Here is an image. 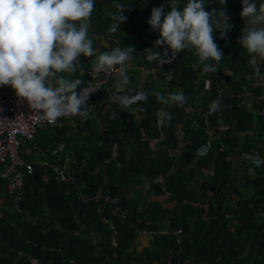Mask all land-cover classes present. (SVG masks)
<instances>
[{"label":"trees","instance_id":"obj_1","mask_svg":"<svg viewBox=\"0 0 264 264\" xmlns=\"http://www.w3.org/2000/svg\"><path fill=\"white\" fill-rule=\"evenodd\" d=\"M115 2L126 4L123 14L127 20L116 32H109L112 13L118 11ZM161 3L164 0H96L88 29L94 47L103 52L132 46L134 51L146 48L163 54L167 46L153 49L159 33L147 23L151 9ZM205 7L209 11L223 8L233 24L223 37L213 31L222 50L217 71L202 73L194 50L185 49L172 64L170 82L145 76L138 83L137 89L149 90V96L139 102V109H132L135 114L120 111L118 104L109 107L101 92L92 96L87 119L70 117L85 127L77 133L81 138L74 135L62 140L73 148L66 170L75 176V184L57 181L50 171L34 166L23 182V201L9 203L10 213L0 217V264H264V116L236 106L237 101L250 100L252 106L263 107L264 82L254 75L249 55L238 44L246 19L240 16L241 0H226L223 5L222 0H206ZM94 60L95 54L81 55L73 78L78 76L84 84V71ZM157 62L142 56L137 65L151 68ZM135 72L140 73L133 67L127 69L128 74ZM218 87L222 107L209 113ZM177 90L187 97L181 107L161 105L152 94ZM246 93L254 95L252 102ZM161 107L171 112L170 121L163 126L156 124L155 115ZM65 127L52 132L63 137L68 132ZM207 133L213 136L211 149L198 157L196 149L206 142ZM34 140L23 147H31ZM154 146L175 151V155L149 161ZM252 151L263 159L259 168L244 159L243 154ZM245 166L255 172L245 174ZM204 169L210 176L197 183L198 171ZM144 181L155 199L141 206V200H128L125 194ZM97 187L117 198L118 205L127 210L125 220L113 215L112 208L100 200L87 205L76 200L79 190L91 196ZM48 212L60 226L46 218ZM229 214L232 220L226 218ZM166 227L182 231L178 252L168 236L154 238L149 247L136 252L140 232ZM82 229L96 234L97 240L92 234L82 238Z\"/></svg>","mask_w":264,"mask_h":264},{"label":"clouds","instance_id":"obj_2","mask_svg":"<svg viewBox=\"0 0 264 264\" xmlns=\"http://www.w3.org/2000/svg\"><path fill=\"white\" fill-rule=\"evenodd\" d=\"M95 3L96 0H0V86L13 89L19 100L27 102L42 119L55 121L67 116L89 117L88 90L80 87L82 79L78 76L73 78L81 64V55L92 57L95 54L92 70L97 73L116 71L118 80L113 98L120 111L132 112L134 107L139 109V102L148 99L149 90L127 88L130 82L127 69L133 60L132 46L103 52L94 47L88 29ZM224 3L226 0H222V5ZM205 4L206 0H183L182 5L181 0H164V3L154 6L147 20L150 28L159 33L153 49L167 47L163 54L145 50L146 59L158 60L162 65L175 58L181 50L192 49L202 73H215L222 59V50L215 42L213 31L218 30L223 37L233 24L223 8L209 11ZM114 6L118 11L112 13L109 32H116L127 20L123 14L126 4L115 2ZM240 16L246 19L238 44L249 55L254 75L264 82V71H261L264 64V0H241ZM134 91L135 94H131ZM152 94L168 108L181 107L187 100L183 90ZM104 103L108 105L105 98ZM221 107L219 101L212 100L208 112H216ZM168 108L157 109V125L163 126L170 121ZM112 115L115 116L116 112ZM163 230L172 229L144 230L139 234H146L151 240L172 238L170 234L162 237L149 234Z\"/></svg>","mask_w":264,"mask_h":264},{"label":"built area","instance_id":"obj_3","mask_svg":"<svg viewBox=\"0 0 264 264\" xmlns=\"http://www.w3.org/2000/svg\"><path fill=\"white\" fill-rule=\"evenodd\" d=\"M177 56L178 54L175 58L169 59L162 65L158 61L151 68H146L142 65H136L134 68L146 76H160L165 83H168L172 80V64L177 59ZM93 64V62L89 63L84 71L87 81L80 85L81 88L88 90L86 95H90L87 103L89 104L92 96L101 92L108 106L112 107L117 104L113 98L115 87L108 86V83L118 78L117 73L114 69L97 73L92 70ZM221 97L222 89L218 87L217 101H220ZM236 106L254 115L264 116V106L256 108L248 100L237 101ZM87 107L89 108V105ZM229 108H232V106ZM69 117H59L55 121L42 119L29 107L27 102L20 101L15 92L11 91L8 86H0V179L4 181L5 195L13 204L23 201V182L27 175L33 173L35 165L50 171L57 181L75 184V176L69 173L66 167H59L47 161H29L19 153L20 148L30 143L40 131L61 127ZM212 141L213 137L209 135L206 142L196 149V155L204 157L210 151ZM31 150L38 151L36 147H32ZM243 156L251 167L259 168L263 165V159L257 151L245 153ZM76 200L83 205H87L92 200H100L103 204L112 208L111 212L113 215H116L121 220L127 218V210L118 205L117 198L105 193L101 187H97L91 196H86L79 190ZM226 218L231 219L232 214L227 215ZM149 234L152 237H162L170 234L177 246V252L183 241V234L180 228H174L170 231H151Z\"/></svg>","mask_w":264,"mask_h":264},{"label":"crops","instance_id":"obj_4","mask_svg":"<svg viewBox=\"0 0 264 264\" xmlns=\"http://www.w3.org/2000/svg\"><path fill=\"white\" fill-rule=\"evenodd\" d=\"M145 50H147L146 48L141 49V50H137V51H133V60H131L129 62V66L128 68H132L134 65H136L137 63H139V60L141 59L142 56H147V53H144ZM92 62H95L92 61ZM135 74V75H134ZM134 74L130 73L129 78H130V82L127 86V88H132V89H137L140 87V85H138V83L141 84V81L144 79L145 75L143 73H138L135 72ZM133 78V79H132ZM132 79V82H131ZM137 82V83H136ZM116 83L112 84L113 87H115ZM130 85V86H129ZM263 86V92H264V85ZM9 89L11 91L14 92L13 89H11L9 87ZM125 91H127L125 89ZM247 97L251 98V102L252 100H254V95L250 94V93H246ZM264 95V93H263ZM262 94L258 95V97H263ZM101 100V99H100ZM197 101L199 102V100L197 99ZM250 102V100H248ZM100 102V101H99ZM102 102V100H101ZM73 117V116H70ZM77 117V116H76ZM79 117V116H78ZM77 120L75 119H67L64 121V126L66 125L65 128L68 129V132L63 136L60 137L58 136V134H55L54 132H52L53 128H49L43 131H40L37 136L35 137V142L33 144H31V147H23L22 152H21V156L24 157L25 159H28L29 161H33V162H37V161H47L48 163H56V165H62V167H66L67 165H69L70 161L73 159V148L72 146H67L66 142H63L62 140H64L67 137H72V136H79L80 134H77L78 132H84L85 131V127L84 126H80L79 124H77ZM79 138H81V136H79ZM81 141V140H80ZM26 146V145H25ZM32 147H36L38 151H33L31 150ZM48 149H46V148ZM154 153L147 158V160H153V159H158V160H166V158L171 157L172 155H175V151L172 152L168 149H163L161 147H156L154 146L153 148ZM239 163V162H238ZM38 166V165H35ZM41 167V166H38ZM247 166L244 167L243 171L249 174H253L255 171L253 169L250 168H246ZM42 168V167H41ZM44 169V168H43ZM46 170V169H44ZM236 170L239 171L241 169H239L238 167H236ZM199 174V180L197 181V183L199 181H201V179H204L206 177L210 176V172L206 169L204 170H199L198 171ZM242 175V173H241ZM243 195L246 194V191L242 190ZM125 197L128 200H141V206H146L148 203H150V201H152L153 199H155L153 192L151 191V188L149 186V184L147 182H143V184L135 186L134 189H132L131 191H127L125 194ZM157 198V197H156ZM24 199V197H23ZM158 199V198H157ZM163 200V198H160V200L158 199V201ZM9 203L13 204L10 199L5 195L4 192V188L3 185L0 187V217H3L7 212L10 213L9 210ZM21 203V202H20ZM19 204V203H18ZM18 204H13V205H18ZM175 203L168 205L167 206V210L171 211L173 206ZM12 213H16V212H12ZM46 218L48 220H53L55 226H60V222L58 221V219L55 217V215L51 212H48V214L46 215ZM91 234L93 235V240H97L96 234H94L93 232H91L89 229L85 230L82 229L81 230V236L82 238H86L89 239V237L91 236ZM135 249L136 252H141L142 250H144L145 248L149 247V244L151 242V239L149 236H147L146 234H138L136 241H135Z\"/></svg>","mask_w":264,"mask_h":264},{"label":"bare ground","instance_id":"obj_5","mask_svg":"<svg viewBox=\"0 0 264 264\" xmlns=\"http://www.w3.org/2000/svg\"><path fill=\"white\" fill-rule=\"evenodd\" d=\"M211 74V73H210ZM214 79V78H213ZM175 141H177V140H175Z\"/></svg>","mask_w":264,"mask_h":264},{"label":"rangeland","instance_id":"obj_6","mask_svg":"<svg viewBox=\"0 0 264 264\" xmlns=\"http://www.w3.org/2000/svg\"><path fill=\"white\" fill-rule=\"evenodd\" d=\"M141 235V234H140ZM148 236V235H147Z\"/></svg>","mask_w":264,"mask_h":264}]
</instances>
